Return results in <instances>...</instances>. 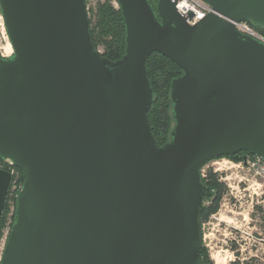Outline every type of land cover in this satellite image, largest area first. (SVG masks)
<instances>
[{
	"label": "water",
	"instance_id": "1",
	"mask_svg": "<svg viewBox=\"0 0 264 264\" xmlns=\"http://www.w3.org/2000/svg\"><path fill=\"white\" fill-rule=\"evenodd\" d=\"M196 24L175 0H117L125 54L96 47L86 0H0V159L22 170L1 264H201V168L264 158V0H206ZM171 83L175 126L160 145L149 58ZM11 174L0 169V221Z\"/></svg>",
	"mask_w": 264,
	"mask_h": 264
},
{
	"label": "built area",
	"instance_id": "2",
	"mask_svg": "<svg viewBox=\"0 0 264 264\" xmlns=\"http://www.w3.org/2000/svg\"><path fill=\"white\" fill-rule=\"evenodd\" d=\"M175 1L180 12L183 14L192 13V17L187 20L190 25L196 24L212 12V8L206 0ZM231 22L240 32L264 42V34L249 22L232 20ZM218 159L208 162L201 168L202 179H205L208 170L212 169L227 187L218 211L211 214L208 221L202 223L203 247L206 248L209 256L214 258V264H264V158L246 155L234 165L225 163L222 165L223 162L231 161H226L224 158ZM2 161H6L8 167H0V169L7 170L11 174V183H14V167L16 166L10 160ZM232 167L238 168L242 172V175L236 180H232L227 175V171ZM22 185L23 183L18 186L16 197ZM210 202L211 200H206L203 204ZM221 211L229 220H223L222 232H220V237H217L210 229H214L211 227L212 219H218L217 214ZM214 251L218 256H221V260H224L222 263L215 259Z\"/></svg>",
	"mask_w": 264,
	"mask_h": 264
},
{
	"label": "trees",
	"instance_id": "3",
	"mask_svg": "<svg viewBox=\"0 0 264 264\" xmlns=\"http://www.w3.org/2000/svg\"><path fill=\"white\" fill-rule=\"evenodd\" d=\"M151 1L156 5L157 0ZM250 24L253 25L251 22ZM90 25L93 41L97 48L100 45L103 46V55L105 57L115 61L125 54L124 20L120 8H115L111 0L99 4L96 24L93 27L90 20ZM254 27L264 34V28L260 26ZM148 70L154 89L152 106L148 112L149 121L155 138L160 145H163L171 140V131L175 126L171 102V83L173 79L181 76L184 72L174 61L158 52H154L150 56ZM246 155L252 156L248 152H239L235 155L222 157H229L239 161ZM20 171L22 172V170ZM23 180H25L24 174ZM202 182L205 185L204 201L211 200L209 204L203 205L202 220L204 222L209 219L211 214L218 211L227 187L212 169L208 170L207 177L202 179ZM2 223L3 216L0 226ZM199 261L201 264H210L208 252L203 246L200 250Z\"/></svg>",
	"mask_w": 264,
	"mask_h": 264
},
{
	"label": "rangeland",
	"instance_id": "4",
	"mask_svg": "<svg viewBox=\"0 0 264 264\" xmlns=\"http://www.w3.org/2000/svg\"><path fill=\"white\" fill-rule=\"evenodd\" d=\"M106 1L107 0H86L88 10H89L90 20L92 22L93 27L95 26L96 21H97L98 6H99V4L105 3ZM111 3L115 8L119 7L116 0H111ZM6 38H7V40L10 41L8 34H7V31H6L4 18L2 16L1 10H0V51H1V53H2L1 47L6 43ZM98 48L102 52L104 51V48L102 45H100ZM221 158H224L226 161H229V160L231 161V162H223L222 165H224V163L226 165H230V164L234 165L235 163L239 162V161L234 160V159L229 158V157H221ZM0 167L1 168L2 167L7 168L8 167L7 162L0 160ZM14 169H15V176L13 177L14 183H11V186H10V191H9V194H8V197L6 200L5 210L3 213V223L0 226V264L2 261V256H3V251L5 249L6 241H7L9 232L11 230L12 224L14 222V216H15V210H16V193H17L16 190H17L18 186L21 183H23V181H24L23 180V174L20 171V169L17 167H14ZM227 175H229L232 180H236L242 175V172L238 168L232 167L230 170L227 171ZM222 202L223 201H221V203ZM217 217H219V218L218 219H212L213 224L211 225V227H214V229H210V231H212L213 234L216 235L217 237H220V232H222L223 220H227L228 217L223 213V211L218 213ZM213 256L215 257V259L218 260L219 263H222L224 261V260H221V256L220 255L218 256L216 251H214ZM208 257L210 260L209 263L214 264V258L209 256V254H208Z\"/></svg>",
	"mask_w": 264,
	"mask_h": 264
},
{
	"label": "bare ground",
	"instance_id": "5",
	"mask_svg": "<svg viewBox=\"0 0 264 264\" xmlns=\"http://www.w3.org/2000/svg\"><path fill=\"white\" fill-rule=\"evenodd\" d=\"M1 50H2V54L4 57H7L13 54V47L11 45V42L7 40V38H6V43L1 47Z\"/></svg>",
	"mask_w": 264,
	"mask_h": 264
},
{
	"label": "flooded vegetation",
	"instance_id": "6",
	"mask_svg": "<svg viewBox=\"0 0 264 264\" xmlns=\"http://www.w3.org/2000/svg\"><path fill=\"white\" fill-rule=\"evenodd\" d=\"M206 221H208V220H206Z\"/></svg>",
	"mask_w": 264,
	"mask_h": 264
}]
</instances>
